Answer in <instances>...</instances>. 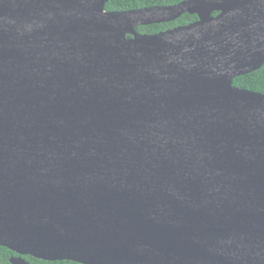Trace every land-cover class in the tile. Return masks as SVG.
<instances>
[{
	"label": "water",
	"instance_id": "1",
	"mask_svg": "<svg viewBox=\"0 0 264 264\" xmlns=\"http://www.w3.org/2000/svg\"><path fill=\"white\" fill-rule=\"evenodd\" d=\"M108 1L0 0V247L11 264H264V95L233 86L264 64V0ZM89 225L143 250L65 242Z\"/></svg>",
	"mask_w": 264,
	"mask_h": 264
},
{
	"label": "trees",
	"instance_id": "2",
	"mask_svg": "<svg viewBox=\"0 0 264 264\" xmlns=\"http://www.w3.org/2000/svg\"><path fill=\"white\" fill-rule=\"evenodd\" d=\"M187 0H109L104 6V12H125L141 10L153 7H170L175 6ZM215 15V13L213 14ZM198 20L195 14H183L174 21L139 26L136 32L139 34L156 35L165 31L172 30L177 27L190 25ZM233 86L238 89L248 90L264 95V64L262 67L250 74L237 77L233 80ZM19 257L11 250L0 247V264H11L10 258ZM23 260L29 264H79L72 261H45L36 259L31 256H21Z\"/></svg>",
	"mask_w": 264,
	"mask_h": 264
},
{
	"label": "bare ground",
	"instance_id": "3",
	"mask_svg": "<svg viewBox=\"0 0 264 264\" xmlns=\"http://www.w3.org/2000/svg\"><path fill=\"white\" fill-rule=\"evenodd\" d=\"M131 18H133L131 16ZM128 20V18L126 19ZM122 22L123 20L120 19ZM70 228V226H69ZM65 242L69 243V240L72 242L78 243L80 246L82 243L90 244L93 247L98 248H114V249H128L130 250H143L142 247L136 244L135 238L125 236L115 233L114 230L108 229H98L92 225L85 227L81 230L80 228H72L67 230V234L64 235ZM74 237V238H73ZM63 238V237H62ZM77 241V242H76ZM85 245V244H84Z\"/></svg>",
	"mask_w": 264,
	"mask_h": 264
}]
</instances>
